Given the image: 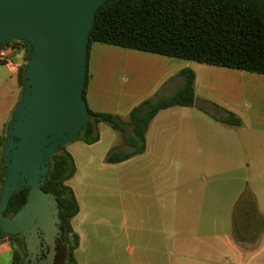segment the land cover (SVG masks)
Instances as JSON below:
<instances>
[{
    "label": "crops",
    "instance_id": "1",
    "mask_svg": "<svg viewBox=\"0 0 264 264\" xmlns=\"http://www.w3.org/2000/svg\"><path fill=\"white\" fill-rule=\"evenodd\" d=\"M25 59L15 58L16 70L0 64V138L22 97ZM186 69L199 104L217 119L198 107L163 110L144 154L118 164L106 163L122 142L106 124L99 142L67 145L77 168L67 183L80 205L72 221L77 264H264V231L256 243L238 244L233 223L246 192L264 217V75L94 43L87 105L127 119L160 89H181L174 77ZM13 258L11 244L0 241V264Z\"/></svg>",
    "mask_w": 264,
    "mask_h": 264
},
{
    "label": "trees",
    "instance_id": "2",
    "mask_svg": "<svg viewBox=\"0 0 264 264\" xmlns=\"http://www.w3.org/2000/svg\"><path fill=\"white\" fill-rule=\"evenodd\" d=\"M94 43L264 75V0H117L101 9L96 17L88 60ZM21 44L27 51V59L30 49L27 44ZM24 72L25 66L20 72L22 87ZM174 78L183 79L181 89L171 95L164 94L160 89L136 106L127 119L89 109L91 120L79 141L88 145L99 142L100 125H108L121 134L123 143L108 153L106 163L118 164L144 154L148 129L163 110L177 106L198 107L216 118L209 107L199 104L194 90L193 71L183 70ZM88 80L87 70V81L83 88L85 101ZM234 124L240 125L241 121L237 119ZM6 141L7 133L0 138V198L6 178L2 164ZM76 172L73 156L67 146L63 147L52 156L49 176L42 188L56 197L60 207L64 233L62 246L65 250L63 264H77L75 251L80 245L79 235L72 226L73 219L80 212V205L74 190L67 184ZM28 192L23 188L14 194L4 214L6 217L14 216L21 209L27 201ZM233 223L234 238L238 244H254L259 240L264 231V217L252 193L246 192L238 200ZM0 241H8L13 247V264H23L26 256L23 237L7 236L0 230Z\"/></svg>",
    "mask_w": 264,
    "mask_h": 264
},
{
    "label": "water",
    "instance_id": "3",
    "mask_svg": "<svg viewBox=\"0 0 264 264\" xmlns=\"http://www.w3.org/2000/svg\"><path fill=\"white\" fill-rule=\"evenodd\" d=\"M117 0H0V46L19 41L30 52L22 97L7 128L0 230L22 236L23 264H56L63 248L60 207L45 185L51 158L79 141L91 120L83 96L88 48L98 13ZM29 190L12 217L4 214L16 192Z\"/></svg>",
    "mask_w": 264,
    "mask_h": 264
},
{
    "label": "built area",
    "instance_id": "4",
    "mask_svg": "<svg viewBox=\"0 0 264 264\" xmlns=\"http://www.w3.org/2000/svg\"><path fill=\"white\" fill-rule=\"evenodd\" d=\"M18 56L26 57V49L21 44V42L14 41L0 47V64H3L10 69L16 70L18 65L15 62V58Z\"/></svg>",
    "mask_w": 264,
    "mask_h": 264
},
{
    "label": "flooded vegetation",
    "instance_id": "5",
    "mask_svg": "<svg viewBox=\"0 0 264 264\" xmlns=\"http://www.w3.org/2000/svg\"><path fill=\"white\" fill-rule=\"evenodd\" d=\"M57 251H58V254H57V262H56V264H63L65 250H64V248L58 246Z\"/></svg>",
    "mask_w": 264,
    "mask_h": 264
},
{
    "label": "rangeland",
    "instance_id": "6",
    "mask_svg": "<svg viewBox=\"0 0 264 264\" xmlns=\"http://www.w3.org/2000/svg\"><path fill=\"white\" fill-rule=\"evenodd\" d=\"M27 52V51H26ZM26 55H27V53H26ZM26 62H27V59H26ZM115 133V132H114ZM119 133V132H118ZM120 136H121V134H120ZM121 145H122V143H123V139H122V136H121Z\"/></svg>",
    "mask_w": 264,
    "mask_h": 264
}]
</instances>
